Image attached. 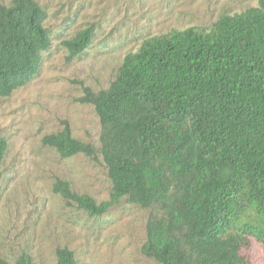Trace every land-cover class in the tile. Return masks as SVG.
<instances>
[{
  "label": "trees",
  "instance_id": "obj_1",
  "mask_svg": "<svg viewBox=\"0 0 264 264\" xmlns=\"http://www.w3.org/2000/svg\"><path fill=\"white\" fill-rule=\"evenodd\" d=\"M44 18L34 0L0 4L1 98L38 74L51 45ZM93 35L89 26L62 42L68 58ZM78 101L98 117L99 149L67 124L41 143L63 159L99 156L111 192L98 204L57 180L53 192L66 203L90 218L122 199L150 211L141 253L157 264H239L248 238L264 243V0L210 28L143 40L106 90L83 87ZM6 153L0 137V189ZM55 257L76 264L67 248ZM14 264L33 263L22 253Z\"/></svg>",
  "mask_w": 264,
  "mask_h": 264
},
{
  "label": "rangeland",
  "instance_id": "obj_2",
  "mask_svg": "<svg viewBox=\"0 0 264 264\" xmlns=\"http://www.w3.org/2000/svg\"><path fill=\"white\" fill-rule=\"evenodd\" d=\"M45 12L50 48L39 72L10 97H0V137L7 142L0 189V259L55 264L67 248L76 264H157L141 253L150 211L122 199L90 218L53 192L57 180L96 203L109 200L111 183L101 158H61L42 139L67 124L73 138L99 149L94 108L81 104L82 88L106 90L123 58L143 40L173 29L210 28L221 16L242 13L257 0H34ZM11 0H0L9 5ZM94 27L85 52L69 59L62 42ZM239 264H264V243L248 238ZM192 259L195 261L196 257Z\"/></svg>",
  "mask_w": 264,
  "mask_h": 264
}]
</instances>
